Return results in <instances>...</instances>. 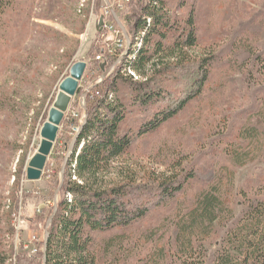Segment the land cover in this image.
Returning <instances> with one entry per match:
<instances>
[{"label": "rangeland", "instance_id": "1", "mask_svg": "<svg viewBox=\"0 0 264 264\" xmlns=\"http://www.w3.org/2000/svg\"><path fill=\"white\" fill-rule=\"evenodd\" d=\"M115 1L119 0H14L1 19L0 264H44L47 223L55 204L64 197L61 189L67 163L64 175L62 169L77 136L71 131L73 120L62 124L41 180H27V165L38 151L40 131L60 83L79 61L87 69L70 109L78 113L79 128L86 117L91 91L83 105L79 100L104 80L95 64L99 48H107L106 37L97 30L99 19L122 23L130 38L126 19L132 16L134 0L127 11L109 16ZM170 2L179 21L194 17L198 46L189 56L193 65L204 59L211 63L207 84L176 118L153 134L138 137L106 180L116 186L130 178L134 181L127 184L131 188L152 189L158 178L180 181L191 172L197 178L177 200L151 211L139 223L95 233L98 264H185L186 257L178 254L175 241L176 224L206 186L209 173L223 177V182L224 173H233L235 219L247 209L249 200H264V0ZM120 65L114 64L111 73ZM181 72L175 70L163 78L172 92L178 91ZM91 95L94 99L99 93ZM147 114L134 113L125 128L135 132ZM254 127L259 139L250 136ZM233 148L249 152L252 161L236 165L228 153ZM143 193V188L135 191L137 197L144 198ZM228 228L219 227L198 247L195 260L212 264Z\"/></svg>", "mask_w": 264, "mask_h": 264}, {"label": "trees", "instance_id": "2", "mask_svg": "<svg viewBox=\"0 0 264 264\" xmlns=\"http://www.w3.org/2000/svg\"><path fill=\"white\" fill-rule=\"evenodd\" d=\"M13 2L0 0V28L2 17ZM133 3L132 16L126 19L131 47L124 57L121 51V65L91 87L88 95L86 117L67 162L61 189L64 197L49 226L46 264H98L95 233L139 223L151 211L177 200L197 178L195 172L186 173L180 181L158 178L152 189L131 188L127 185L134 182L130 178L116 186H110L106 180L115 169V162L131 149L138 137L153 134L200 97L211 70L209 60L193 65L189 56V51L198 46L193 15L179 21L170 0ZM110 46L112 43L106 45L103 53L102 48L97 52L103 63L107 62L105 70L120 59L108 53ZM95 62L102 72L101 62ZM175 70H182L183 74L178 91L172 92L163 84V78ZM129 71L144 81H136ZM92 92L99 95L91 99ZM138 111L148 114L135 132L126 129L127 121ZM250 134L259 139L257 127L251 128ZM228 153L240 167L252 161L249 152L233 148ZM206 177V186L193 198L185 214L178 217L175 231L178 254L186 257L185 264H203L204 261L200 263L194 258L197 248L215 235L219 227L228 228L232 224L211 263L264 264V200H249L247 209L235 219L231 201L233 173H224L225 182L218 174L209 173ZM141 188L145 191L144 198L135 194Z\"/></svg>", "mask_w": 264, "mask_h": 264}, {"label": "water", "instance_id": "3", "mask_svg": "<svg viewBox=\"0 0 264 264\" xmlns=\"http://www.w3.org/2000/svg\"><path fill=\"white\" fill-rule=\"evenodd\" d=\"M115 17L116 14L114 13ZM98 32L102 33L103 28H104V18L101 17L98 21ZM119 26H121L124 30V26L122 23H119ZM126 38L128 40V47L127 51L131 47V39L126 35ZM113 39H107L105 41L106 44L112 43ZM104 48L102 49V53L104 52ZM126 51V52H127ZM126 55V53H124ZM123 55V57L125 56ZM121 57V60L123 59ZM120 60V62H121ZM107 66V62L105 61L104 63L100 64V69L104 73L103 79H105L112 71V68L110 70H105ZM86 69H87V64L85 62L79 61L74 63V65L70 68V75L69 77L65 78L59 85V93L54 101L53 107L50 109L48 113V120L44 123V126L42 127L40 134H41V143L40 146L38 147L37 153L29 160L28 163V169L26 171V177L27 180L30 181H39L41 180L43 173L46 168L47 161L49 157L52 154V149L54 148L55 144L58 141L59 138V133L62 124L66 120L65 116L69 112L70 107L73 104V99L75 96L78 94L80 90V82L84 79V76L86 74ZM91 91L88 90L85 92L82 96L83 100L87 97L88 93ZM78 136V134H77ZM76 136V138H77ZM75 138V141H76ZM75 143V142H74ZM66 163L67 160L64 163V167L62 169V175H64L65 169H66ZM63 181V178H62ZM64 182V181H63ZM62 187V185H61ZM60 187V189H61ZM56 210H57V203L55 204L54 207V213L50 217L47 223V231L45 234L44 238V251H43V263L46 264V250H47V241L48 237L50 234L48 226L52 223L54 216L56 215Z\"/></svg>", "mask_w": 264, "mask_h": 264}, {"label": "built area", "instance_id": "4", "mask_svg": "<svg viewBox=\"0 0 264 264\" xmlns=\"http://www.w3.org/2000/svg\"><path fill=\"white\" fill-rule=\"evenodd\" d=\"M130 0H119V1H115L113 5H111V7L113 8L109 10L107 12V15L109 16H113V14H117V12H125L127 11V6L130 5ZM105 25L103 28V33L102 36L103 38L106 37V39H113L112 44L115 46V48H109L108 49V53L113 56V57H119L118 55V51L121 52V48L122 46L127 43V38H126V31L119 26V24H117L115 21L112 22L109 19H107L106 21H104ZM120 55V59H121ZM96 60L98 62H101V64L103 63L102 57L98 56L96 58ZM117 64V63H116ZM79 102L83 105V98H81L79 100ZM71 112V113H70ZM78 116L77 112H73L71 109L69 110V112L66 114L65 118L66 120H70L73 122V124H71V131L75 134H78V126L76 125L75 121H76V117ZM76 118V119H75Z\"/></svg>", "mask_w": 264, "mask_h": 264}, {"label": "bare ground", "instance_id": "5", "mask_svg": "<svg viewBox=\"0 0 264 264\" xmlns=\"http://www.w3.org/2000/svg\"><path fill=\"white\" fill-rule=\"evenodd\" d=\"M127 47H128V40H127V43H125L121 49H125V51L122 53L124 55V53H126L127 51ZM122 57V56H121ZM117 63H120V60L117 62ZM129 74H131L133 77L137 78L136 75L132 72V71H129ZM79 127H78V131H79ZM73 180H76L75 177H73ZM70 201H71V197H70Z\"/></svg>", "mask_w": 264, "mask_h": 264}, {"label": "crops", "instance_id": "6", "mask_svg": "<svg viewBox=\"0 0 264 264\" xmlns=\"http://www.w3.org/2000/svg\"><path fill=\"white\" fill-rule=\"evenodd\" d=\"M80 86H81V83H80ZM82 87V86H81Z\"/></svg>", "mask_w": 264, "mask_h": 264}]
</instances>
